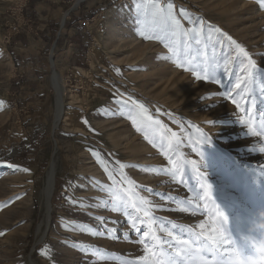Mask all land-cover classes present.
Masks as SVG:
<instances>
[{"label": "rangeland", "instance_id": "1", "mask_svg": "<svg viewBox=\"0 0 264 264\" xmlns=\"http://www.w3.org/2000/svg\"><path fill=\"white\" fill-rule=\"evenodd\" d=\"M30 1L0 0V264H155L161 253L172 264H264V0H158L180 22L166 33L153 27L152 0H66L50 42ZM21 48L43 59L21 69ZM197 59L208 79L187 63ZM133 100L151 128L133 123ZM53 162L50 224L37 241ZM126 194L145 198L152 220L113 211V195ZM213 228L225 238L219 256L191 243Z\"/></svg>", "mask_w": 264, "mask_h": 264}, {"label": "snow or ice", "instance_id": "2", "mask_svg": "<svg viewBox=\"0 0 264 264\" xmlns=\"http://www.w3.org/2000/svg\"><path fill=\"white\" fill-rule=\"evenodd\" d=\"M151 8L153 9L152 11V16L154 18V24L153 27H158L161 33H166V31L169 28V25L174 26V28H179L180 27V22L173 16L172 12H173V4L172 3H168L166 9L164 7H161L160 4L158 3V0H152L151 3ZM194 33H199L200 31H202V29H196L193 28L192 30ZM173 35H175V31L173 30ZM146 39H152V36H145ZM156 39H161L163 37L161 36H156ZM228 39L231 41V37H228ZM232 43H235V41H232ZM167 47V45H166ZM237 47L239 48L240 52L243 53L245 56H247V52L245 51V49L243 47H240L239 45H237ZM169 51L173 52L174 55H176L177 53V49L175 48H169ZM187 63L190 65L194 75L197 76V78H201L199 73H205V76L203 78L208 79V75L207 73V68L204 64L203 61L200 60H196L195 62L193 60H188ZM251 63V62H250ZM252 67L254 68L255 65L252 64ZM215 71V70H213ZM224 74H227V68L224 69ZM217 83H221L220 80L216 81ZM235 87L237 89H241V79H237L236 80V84ZM233 103H235V100H233ZM116 104L120 105L123 104L125 107L129 106L128 101H124V100H116ZM139 109V111H136V109ZM135 111L136 115L135 117H131L133 119V123L136 124L137 122H139L141 125H143L146 128H151L152 127V119L150 116L146 115L147 110L144 108V106L142 104H138L137 101H131V108H130V112ZM104 162L101 161V164H103ZM121 168L125 167L123 164L119 165ZM105 171H108L107 166L105 165ZM109 177L110 179L113 178L112 174L109 173ZM208 189H211V185L207 186ZM111 192V190H109ZM113 202H114V206H113V211H119L120 210V205H123L125 209L127 208H131L136 212H143V217L147 218L148 220H152L151 214L148 210H146V206H149V202L145 199V198H134V196L132 194H126V196H120V195H113ZM75 203V202H74ZM221 215H223L221 213ZM138 218L133 216L131 217L132 220V224L135 227L136 224V220ZM225 219H227L225 217ZM141 223L144 222L143 219L140 220ZM201 229H203V225L200 226ZM145 235L147 236L148 233L146 232ZM169 235L171 236L172 233L169 232ZM201 237H204V239H201ZM224 240L225 238L222 236V234L219 233L218 229L213 228L212 233H209L207 235H205L204 232H201L199 234L196 235V239L193 240L191 243L195 244L197 242H199L200 247L203 251H207L208 249H210L213 252H216V250L218 248L222 249L224 247ZM183 245L188 246L189 245V241L188 240H181L180 241ZM196 249L191 248V247H187V250L185 251V255H193L196 253ZM153 256L156 255V253H151ZM217 256H219V252H216ZM225 259L224 256H219V261L218 264H220V262H223ZM155 264H172L171 260H167L165 261L163 259V253H161V258L157 259L155 261ZM200 264H208V261L205 259H201L200 260ZM236 264H246L245 261H240L239 259L236 260Z\"/></svg>", "mask_w": 264, "mask_h": 264}, {"label": "bare ground", "instance_id": "3", "mask_svg": "<svg viewBox=\"0 0 264 264\" xmlns=\"http://www.w3.org/2000/svg\"><path fill=\"white\" fill-rule=\"evenodd\" d=\"M97 43L93 47V55H92L93 63H95L98 60V58L100 57ZM130 45L133 46L135 44L130 43ZM134 48H136V47H134ZM1 54L3 57H5L8 60H11V62H12V56L7 49L3 48ZM55 79H56V87H57L58 94H59L58 99H57V108H58L57 120L59 121L64 114V109L62 108L64 89H63L62 84L60 83L59 76L56 73H55ZM144 148H146V147H144ZM55 174H56L55 163L53 162L48 173H47L44 185L41 188L40 194H39L40 201L42 202V207H43V210H44L46 215H45L44 219L42 220V222L37 226V230H36L37 241L44 238L45 232L48 229L49 224H50L51 197H52L54 190H55V185H54ZM15 180H17V179H15ZM24 208L25 209L28 208V205H25Z\"/></svg>", "mask_w": 264, "mask_h": 264}, {"label": "crops", "instance_id": "4", "mask_svg": "<svg viewBox=\"0 0 264 264\" xmlns=\"http://www.w3.org/2000/svg\"><path fill=\"white\" fill-rule=\"evenodd\" d=\"M33 1H35V5L31 9V11L34 10L35 14L38 15V18L46 20L45 24L48 27L45 29V30H47V32L44 31L43 35H45L47 37V40H48L49 39L48 36H50V32H52L51 31L52 26L49 24H51L52 20L54 19V17L52 16V14H53L52 12H56V10L62 9L64 7L63 4H65L67 1L66 0H33ZM48 20L50 23L48 22ZM21 49H22V51L18 50V52L16 51L14 54V56L17 60V63L21 69H22V67L20 66V63L30 64V60H32L33 58H37V57H39L40 60L43 59L42 53L40 50L38 51L37 54H34V52L33 53L28 52L27 51L28 49H25V51H23V48H21ZM38 64H40V63H38ZM40 68L36 67L37 70H40ZM19 73L21 74L20 78H23L25 73L21 70Z\"/></svg>", "mask_w": 264, "mask_h": 264}, {"label": "built area", "instance_id": "5", "mask_svg": "<svg viewBox=\"0 0 264 264\" xmlns=\"http://www.w3.org/2000/svg\"><path fill=\"white\" fill-rule=\"evenodd\" d=\"M19 31H20V30H19V27H18L17 25L12 26V27H11V30L8 31L9 33H7V34L5 35V39H6V41L9 42L10 39H11V37H12V35H13L14 33L19 32Z\"/></svg>", "mask_w": 264, "mask_h": 264}, {"label": "trees", "instance_id": "6", "mask_svg": "<svg viewBox=\"0 0 264 264\" xmlns=\"http://www.w3.org/2000/svg\"><path fill=\"white\" fill-rule=\"evenodd\" d=\"M31 2V1H30ZM31 4L33 5V4H35L33 1L31 2ZM51 26H52V30H53V35H54V30H56L57 28H58V23H54V22H52L51 24H50ZM56 39V37H54V40ZM60 39H61V37H59L57 40H56V45H59V43H60ZM48 42H50V40H47Z\"/></svg>", "mask_w": 264, "mask_h": 264}]
</instances>
